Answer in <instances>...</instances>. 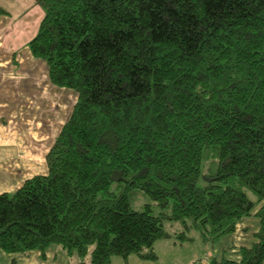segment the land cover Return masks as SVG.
Instances as JSON below:
<instances>
[{"label":"trees","instance_id":"obj_1","mask_svg":"<svg viewBox=\"0 0 264 264\" xmlns=\"http://www.w3.org/2000/svg\"><path fill=\"white\" fill-rule=\"evenodd\" d=\"M33 1L30 54L77 99L47 174L0 194V250L153 262L260 205L252 245L207 264H264V0Z\"/></svg>","mask_w":264,"mask_h":264},{"label":"rangeland","instance_id":"obj_2","mask_svg":"<svg viewBox=\"0 0 264 264\" xmlns=\"http://www.w3.org/2000/svg\"><path fill=\"white\" fill-rule=\"evenodd\" d=\"M0 7L10 12L9 15L0 17V83L18 94L20 113L29 115L26 125L24 121L19 120L20 126L14 124L10 127V131L15 132L17 139L23 143L22 162L16 172L27 178L36 174H47L46 155L59 131L68 121L77 97L72 91L51 86L45 63L33 58L27 47L28 42L37 34L38 26L44 16L42 8L33 0H0ZM15 65L18 66L16 76L6 70ZM44 75L46 84L50 88L45 93H43L41 81ZM15 83L18 86H14ZM25 85H27L28 110L26 109V97L20 98ZM9 94L13 97V93L9 92ZM35 138L37 139L36 144L34 143ZM12 139L14 136L7 134L6 140ZM13 192L15 189L8 193ZM248 194L250 197L253 195ZM147 202L144 198L137 199L136 197L132 202L133 209L141 210ZM258 209L259 206H256L254 212ZM259 226V219L251 215L242 218L233 233L222 237L214 245L203 242L199 235L191 231L187 233L193 238L192 241L175 243L173 240H161L156 242L154 245L158 257L156 261L144 262L134 256H130L125 261L114 257L112 264H207L212 259L230 257L229 250L233 247H250L255 241V233ZM166 230L173 234L176 228L167 225ZM57 248L60 249L57 245L50 246L45 252L44 259H41L39 254L35 264H75L74 260L62 250L63 254L55 252ZM0 251L8 256L22 255ZM12 264L15 263L12 262ZM24 264L27 262L25 261Z\"/></svg>","mask_w":264,"mask_h":264},{"label":"crops","instance_id":"obj_3","mask_svg":"<svg viewBox=\"0 0 264 264\" xmlns=\"http://www.w3.org/2000/svg\"><path fill=\"white\" fill-rule=\"evenodd\" d=\"M9 14L10 12L8 10V15ZM12 63L14 64V61H12ZM6 70L7 72H11L16 76L18 66L16 65L10 66ZM41 81L43 86V93H45L46 90L50 89L46 84L45 75H44V79L42 77ZM4 85L5 84L0 83V194L14 191V189L15 191L18 190L27 179L35 176L33 175L28 178L27 176L22 177L20 173L16 172L17 167L20 168L22 162L23 143L21 140L17 139L15 132L10 131V127L14 124L20 126L19 120L21 122L24 121L26 125V123H28L29 115L26 116L20 113L21 110L18 105L20 104V102L18 101V94L12 91L11 88L4 87ZM13 85L18 86L17 83ZM24 89L25 90H22L20 93V98L22 99L23 97H26V109L28 110L27 85H25ZM9 92L13 93V97L10 96ZM7 134L13 135L14 139L7 141L6 140ZM36 140L37 139L35 138L34 139L35 144H36ZM256 212H254V214ZM236 249L238 248L233 247L229 250L230 252L229 253L230 257H228L229 259L237 258V255L235 254ZM55 252H57L58 254H63L61 249L58 248L56 249ZM38 257H39V253L37 252L8 256L0 251V264H12V262H14L15 264H19V263L24 264L25 261L27 262V264H31V263L35 264L37 263L36 261H38ZM75 258L76 257L74 256L71 259L74 260L75 264H79L80 260L78 258L76 259Z\"/></svg>","mask_w":264,"mask_h":264}]
</instances>
